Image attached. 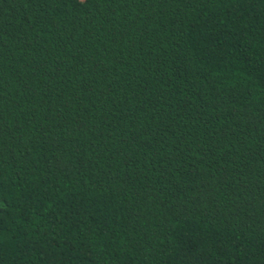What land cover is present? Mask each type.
<instances>
[{
    "label": "trees",
    "instance_id": "16d2710c",
    "mask_svg": "<svg viewBox=\"0 0 264 264\" xmlns=\"http://www.w3.org/2000/svg\"><path fill=\"white\" fill-rule=\"evenodd\" d=\"M0 264H264V0H0Z\"/></svg>",
    "mask_w": 264,
    "mask_h": 264
}]
</instances>
